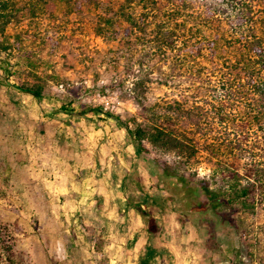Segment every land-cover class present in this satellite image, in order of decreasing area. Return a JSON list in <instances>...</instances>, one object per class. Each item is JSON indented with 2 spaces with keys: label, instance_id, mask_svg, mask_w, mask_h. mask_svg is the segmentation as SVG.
<instances>
[{
  "label": "rangeland",
  "instance_id": "374dc122",
  "mask_svg": "<svg viewBox=\"0 0 264 264\" xmlns=\"http://www.w3.org/2000/svg\"><path fill=\"white\" fill-rule=\"evenodd\" d=\"M95 23L92 8L75 10L63 3L22 25H10L9 43L0 37L7 47L0 50V264H113L117 254L112 243L120 234L113 233L103 205L93 202L92 190L98 188L96 195L104 197L115 185L85 181L88 157L69 119L91 107L100 109L87 113L97 120L112 113L135 130L154 120L149 109L179 90L163 76L171 72L169 64L148 66L141 51L118 57L114 50L120 43L104 40ZM12 83L43 86V94L39 99ZM42 128L50 133L42 134ZM143 144V155L151 160L149 173L156 171L155 161L192 185L210 179L204 156L186 164L148 139ZM54 166L62 167V177L55 176ZM210 184L220 182L210 179ZM176 224L186 239L190 235L201 244L202 264H264V212L251 216L222 207L217 215L191 220L181 212ZM167 237L176 250L175 239Z\"/></svg>",
  "mask_w": 264,
  "mask_h": 264
},
{
  "label": "trees",
  "instance_id": "16d2710c",
  "mask_svg": "<svg viewBox=\"0 0 264 264\" xmlns=\"http://www.w3.org/2000/svg\"><path fill=\"white\" fill-rule=\"evenodd\" d=\"M63 3L92 8L95 32L120 43L118 57L141 51L148 66L170 65L163 76L177 83L179 94L149 109L155 121L133 130L118 115L107 116L128 130L141 152L148 139L183 163L207 159L216 187L210 179L192 185L153 161L154 176L187 218L217 215L222 207L251 216L264 212V0H0V37L9 43L10 25ZM11 86L39 99L44 89ZM140 204L147 230L156 232L151 207L145 199Z\"/></svg>",
  "mask_w": 264,
  "mask_h": 264
},
{
  "label": "crops",
  "instance_id": "0c3cea01",
  "mask_svg": "<svg viewBox=\"0 0 264 264\" xmlns=\"http://www.w3.org/2000/svg\"><path fill=\"white\" fill-rule=\"evenodd\" d=\"M69 123L84 157H88L90 174L85 181L115 185L113 193L104 197L96 195L98 188L92 189L93 202L103 205V214L110 221L113 233L120 234L112 243L117 249V254L111 258L113 264H202L201 244L190 235L186 239L180 225L176 224L182 211L154 174L149 173L151 160L143 155L128 130L108 116L100 121L90 114H79L70 118ZM40 130L42 134L50 133L45 128ZM43 150L49 152L51 149L45 147ZM54 168L55 176L62 177V167ZM124 171L127 173L122 175ZM144 199L157 221L156 232L147 230L145 219L137 208ZM168 234L175 239L176 250L180 247L178 240L183 239L178 261L175 247L167 242Z\"/></svg>",
  "mask_w": 264,
  "mask_h": 264
}]
</instances>
